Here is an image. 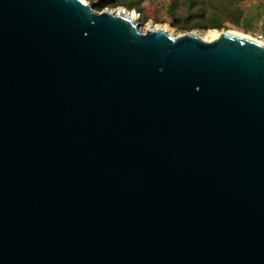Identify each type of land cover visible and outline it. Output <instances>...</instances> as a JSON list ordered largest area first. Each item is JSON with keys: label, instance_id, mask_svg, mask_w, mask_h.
<instances>
[{"label": "water", "instance_id": "1", "mask_svg": "<svg viewBox=\"0 0 264 264\" xmlns=\"http://www.w3.org/2000/svg\"><path fill=\"white\" fill-rule=\"evenodd\" d=\"M0 264H264V44L0 0Z\"/></svg>", "mask_w": 264, "mask_h": 264}, {"label": "rangeland", "instance_id": "2", "mask_svg": "<svg viewBox=\"0 0 264 264\" xmlns=\"http://www.w3.org/2000/svg\"><path fill=\"white\" fill-rule=\"evenodd\" d=\"M102 9L123 7L137 13L142 30L166 26L173 34L209 29H239L241 0H88ZM240 30V29H239ZM242 31V30H241Z\"/></svg>", "mask_w": 264, "mask_h": 264}, {"label": "crops", "instance_id": "3", "mask_svg": "<svg viewBox=\"0 0 264 264\" xmlns=\"http://www.w3.org/2000/svg\"><path fill=\"white\" fill-rule=\"evenodd\" d=\"M238 13L240 30L264 37V0H241Z\"/></svg>", "mask_w": 264, "mask_h": 264}, {"label": "bare ground", "instance_id": "4", "mask_svg": "<svg viewBox=\"0 0 264 264\" xmlns=\"http://www.w3.org/2000/svg\"><path fill=\"white\" fill-rule=\"evenodd\" d=\"M114 11L116 13H122L124 11V13L126 15H129L134 21H137V19H138L137 13L135 11H132V10L131 11H128L127 9H124L123 7H118ZM158 27H162L165 30H167L169 33L173 34L170 30H168V28L166 26H158ZM229 30L232 33L239 34V35H242V36H246V37H248L250 39L257 40V41L261 42L262 44H264V39L263 40L262 39L260 40V39L256 38L252 34L246 33V32L241 31L239 29H229ZM219 33H220V30H217V29H209L208 31H206L203 34H199V33H197V34L200 35L203 39L212 40V39L216 38L219 35Z\"/></svg>", "mask_w": 264, "mask_h": 264}, {"label": "trees", "instance_id": "5", "mask_svg": "<svg viewBox=\"0 0 264 264\" xmlns=\"http://www.w3.org/2000/svg\"><path fill=\"white\" fill-rule=\"evenodd\" d=\"M103 6H104V5L100 3V4H96V5L94 6V8L102 9Z\"/></svg>", "mask_w": 264, "mask_h": 264}, {"label": "built area", "instance_id": "6", "mask_svg": "<svg viewBox=\"0 0 264 264\" xmlns=\"http://www.w3.org/2000/svg\"><path fill=\"white\" fill-rule=\"evenodd\" d=\"M254 36H255L256 38L260 39V40H261V39H262V40L264 39V37H263L262 35H254Z\"/></svg>", "mask_w": 264, "mask_h": 264}]
</instances>
